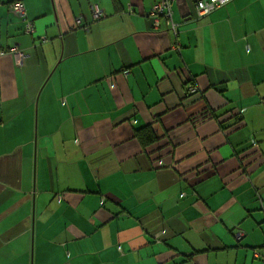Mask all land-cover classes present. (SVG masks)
<instances>
[{
    "label": "crops",
    "instance_id": "0c3cea01",
    "mask_svg": "<svg viewBox=\"0 0 264 264\" xmlns=\"http://www.w3.org/2000/svg\"><path fill=\"white\" fill-rule=\"evenodd\" d=\"M12 1L0 264H264V0H175L176 34L157 0H20L32 33Z\"/></svg>",
    "mask_w": 264,
    "mask_h": 264
},
{
    "label": "built area",
    "instance_id": "2783aa9c",
    "mask_svg": "<svg viewBox=\"0 0 264 264\" xmlns=\"http://www.w3.org/2000/svg\"><path fill=\"white\" fill-rule=\"evenodd\" d=\"M175 0H157L150 8L149 15L153 18V24L155 27L160 25V19L164 20L167 28L171 29L176 34V22L172 18L171 4ZM230 0H197L195 1V11L198 17L205 16L211 13L213 10L218 9L226 5ZM10 7L12 11L17 14L23 20H26V8L20 0H14L11 2ZM90 9L92 17L98 19L103 16V10L97 6V4H91ZM82 24L81 18H76V26ZM25 31L28 33L33 32V26L30 21L26 20ZM45 40V37H42ZM6 52H10L14 56V63L18 66L23 64L26 54L19 49L16 45L9 47L7 50L0 48V55ZM191 92L195 91V87H189ZM242 233L240 231L235 232V238H241ZM261 249L264 251V244Z\"/></svg>",
    "mask_w": 264,
    "mask_h": 264
},
{
    "label": "trees",
    "instance_id": "16d2710c",
    "mask_svg": "<svg viewBox=\"0 0 264 264\" xmlns=\"http://www.w3.org/2000/svg\"><path fill=\"white\" fill-rule=\"evenodd\" d=\"M195 1H197V0H195ZM172 5V4H171ZM194 8H195V2H194ZM221 8V7H220ZM219 9V8H218ZM217 9H215V10H213L212 12H214V11H216ZM211 12V13H212ZM195 13H196V11H195ZM210 14V13H209ZM208 15V14H207ZM196 16H197V13H196ZM206 16V15H205ZM198 17V16H197ZM203 17V16H202ZM198 18H200V17H198ZM43 37V36H42ZM41 37V38H42ZM189 87H195L196 88V90L195 91H197V87L196 86H189ZM189 87H188V91H190L189 90ZM195 91H193V92H195ZM191 92V91H190ZM136 137L138 138V140L140 141V143L142 144V145H148V144H151V143H153L155 140H156V137H155V135H154V133H153V131H152V129L147 125V126H145V127H143V128H140V129H138V130H136ZM233 236H234V238H235V232L233 233ZM241 238H242V236H241ZM241 238H239V239H236L235 238V240H237V241H240V239ZM263 245V244H262ZM262 247V246H261Z\"/></svg>",
    "mask_w": 264,
    "mask_h": 264
},
{
    "label": "rangeland",
    "instance_id": "374dc122",
    "mask_svg": "<svg viewBox=\"0 0 264 264\" xmlns=\"http://www.w3.org/2000/svg\"><path fill=\"white\" fill-rule=\"evenodd\" d=\"M22 19V18H21ZM23 20V19H22ZM25 25H26V21H25ZM42 39V38H41Z\"/></svg>",
    "mask_w": 264,
    "mask_h": 264
},
{
    "label": "bare ground",
    "instance_id": "6f19581e",
    "mask_svg": "<svg viewBox=\"0 0 264 264\" xmlns=\"http://www.w3.org/2000/svg\"><path fill=\"white\" fill-rule=\"evenodd\" d=\"M172 16H173V13H172ZM174 18V17H173Z\"/></svg>",
    "mask_w": 264,
    "mask_h": 264
}]
</instances>
